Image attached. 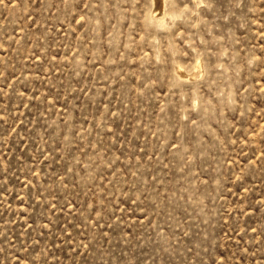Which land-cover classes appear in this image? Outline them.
Here are the masks:
<instances>
[{"label": "rangeland", "instance_id": "rangeland-1", "mask_svg": "<svg viewBox=\"0 0 264 264\" xmlns=\"http://www.w3.org/2000/svg\"><path fill=\"white\" fill-rule=\"evenodd\" d=\"M152 2L0 0V264H264V0Z\"/></svg>", "mask_w": 264, "mask_h": 264}, {"label": "bare ground", "instance_id": "bare-ground-1", "mask_svg": "<svg viewBox=\"0 0 264 264\" xmlns=\"http://www.w3.org/2000/svg\"><path fill=\"white\" fill-rule=\"evenodd\" d=\"M152 1H154V2H152L153 4L155 3V10H154V13L153 14H151L150 16H153V15H155L156 17H155V19L159 16V15H164V13H162V11H163V4H164V1H166V0H152ZM153 7V8H154ZM162 13V14H161ZM160 17V16H159ZM158 17V18H159ZM162 17V16H161ZM151 18H153V17H151ZM157 18V19H158ZM154 19V18H153ZM163 19V18H162ZM158 21V20H157ZM199 65V64H198ZM198 65H196V66H198ZM179 68V67H178ZM178 71V69L176 70V72ZM179 73V75H181V76H183L182 75V73L181 72H178Z\"/></svg>", "mask_w": 264, "mask_h": 264}]
</instances>
